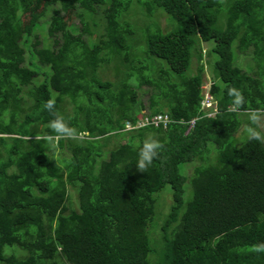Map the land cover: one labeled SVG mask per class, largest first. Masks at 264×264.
Masks as SVG:
<instances>
[{
    "label": "trees",
    "instance_id": "1",
    "mask_svg": "<svg viewBox=\"0 0 264 264\" xmlns=\"http://www.w3.org/2000/svg\"><path fill=\"white\" fill-rule=\"evenodd\" d=\"M130 5L0 0V264H264V143L245 135L264 115V0H140L141 35V19L122 18ZM207 54L217 78L203 107ZM159 114L167 128L126 129ZM56 116L76 134H55ZM149 137L162 147L141 172Z\"/></svg>",
    "mask_w": 264,
    "mask_h": 264
},
{
    "label": "rangeland",
    "instance_id": "2",
    "mask_svg": "<svg viewBox=\"0 0 264 264\" xmlns=\"http://www.w3.org/2000/svg\"><path fill=\"white\" fill-rule=\"evenodd\" d=\"M142 1H145V0H142ZM140 2V0H131V5H130V9L123 13L122 15V18L124 15L127 16V14H131V15H134V17L137 19V20H140V21H143V24H139V27L137 28V31H138V35H141V33L143 32L142 30V27L146 26L145 23H147L149 20L151 21L150 18V15L151 14H148L144 8H142V11H140L138 8H140V6L138 5V3ZM160 12V11H159ZM164 13V12H163ZM137 15V16H136ZM154 17V15H153ZM159 17H160V20L162 22V28L165 30L169 24H167L166 20H165V17L166 15L163 14L162 16H160V14L154 18H152V23H157L159 22ZM124 19V18H123ZM72 21L75 25V27L77 26H80V23H79V20L75 18H72ZM151 23V22H150ZM142 26V27H141ZM94 38H90V41L92 42ZM212 43H210V47L207 45V44H202L204 50H206L207 53H209V51L211 52V50H209L208 48H211L212 46ZM137 51V49L135 50ZM207 56V64H206V70H205V76H204V84L205 85V88H207L212 80L216 79L217 78V74L214 73L215 72V68H214V64H213V59H216L217 58V55H206ZM206 56H205V59H206ZM251 57V54L249 55ZM208 59H209V62H208ZM238 63L247 71H250V68H252L250 62H251V59L249 57H241L239 58L238 60ZM237 63V62H236ZM237 63V64H238ZM196 68V60L194 59V62H193V65H192V71ZM107 77V76H106ZM109 78H112V75L111 76H108ZM141 92V98H142V101L144 102L146 108L144 110V114H147L148 112L150 113V108L148 107V104H149V101H150V93L146 90V87H142V89L140 90ZM257 124H258V128L261 132H264V115H260L259 116V119L257 121ZM241 134H243V128H241V131H240ZM239 133V135H240ZM117 141H119V139H117ZM121 141V139H120ZM111 144H113V141L111 142ZM215 146V143L210 141V149H213ZM214 162H216V156L214 157ZM192 167H193V164H184L182 166V170L184 173H186V170L188 173L191 172L192 170ZM186 186V191H185V199L188 200L191 196V193H192V190H191V187L189 186V183L187 182L185 184ZM71 191V194H72V201H74V205L76 206L78 203H77V200H76V196H75V193L74 191L70 190ZM172 202V190H171V187L170 186H167L164 191H162L160 194H159V199H158V209H157V213H156V218H155V221H153L150 225V228L152 229L151 230V237L152 239H157L158 242H159V239L161 238V222L159 223V221H162L163 218H164V214L167 212L168 210V206L171 204ZM163 205V206H162ZM160 250V248H159ZM150 258L152 259V261H154V259L156 258V255L154 254H151L150 255ZM158 258V257H157Z\"/></svg>",
    "mask_w": 264,
    "mask_h": 264
},
{
    "label": "clouds",
    "instance_id": "3",
    "mask_svg": "<svg viewBox=\"0 0 264 264\" xmlns=\"http://www.w3.org/2000/svg\"><path fill=\"white\" fill-rule=\"evenodd\" d=\"M203 86H205V85H203ZM207 89L209 91L210 85L208 86ZM204 91H205V89L202 87V92L204 93ZM209 93H210V91H209ZM229 95L234 98L235 104L239 105L242 103L243 97H242L241 92L238 89H230ZM213 98L215 99L214 96H213ZM54 105H55V103L53 100H48V101H46L44 107L48 112L51 113L53 108H54ZM147 117L148 116L142 118L135 125H132L131 123L128 122L129 124L126 125V129L127 130L137 129L139 127L145 126L146 124L144 125L143 122ZM258 119H259V116L257 113H252L249 115L250 124L246 130L245 135H246L248 140H255L257 142L264 143V132H261L258 129V127L252 126V125L257 124ZM168 123H167V126H168ZM191 125H193V124L191 123ZM167 126H165L163 124L164 128H167ZM48 127L55 134H57L58 136H61V137H64V136L71 137V136H74L76 134L75 130L69 128L60 116H56L54 119L50 120ZM161 147H162V145L159 142H157L156 140H154L153 138H151V137L146 138L143 141L142 146L140 147V149L137 153L136 168L139 171L143 172V170H145L149 165L152 164L153 159L158 156L159 150Z\"/></svg>",
    "mask_w": 264,
    "mask_h": 264
},
{
    "label": "built area",
    "instance_id": "4",
    "mask_svg": "<svg viewBox=\"0 0 264 264\" xmlns=\"http://www.w3.org/2000/svg\"><path fill=\"white\" fill-rule=\"evenodd\" d=\"M203 88L205 89L204 91V99L202 101V106L203 107H207L208 105L212 104L213 101H214V98L213 96L209 93L208 91V87L205 88V86H203ZM170 119H168L167 116H163L162 114H159V115H156V116H153L151 118L147 117L143 124H154L156 126H159L160 124H164L165 126H167V123L169 122ZM192 124L195 123V120H192L191 122Z\"/></svg>",
    "mask_w": 264,
    "mask_h": 264
}]
</instances>
